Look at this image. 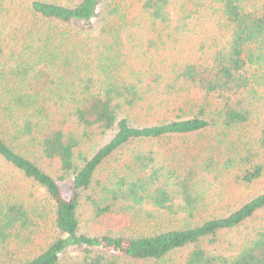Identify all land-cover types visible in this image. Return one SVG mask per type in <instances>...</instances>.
Returning <instances> with one entry per match:
<instances>
[{
	"label": "trees",
	"instance_id": "1",
	"mask_svg": "<svg viewBox=\"0 0 264 264\" xmlns=\"http://www.w3.org/2000/svg\"><path fill=\"white\" fill-rule=\"evenodd\" d=\"M254 2L0 0V177L9 173L42 188L58 232L35 256L11 264H58L76 249L82 255L76 264H135L186 246L192 249L183 264H264V232L228 256L200 244L264 209V193L219 215L199 204L193 193L202 168L218 171L233 166L232 159L168 170L170 190L168 177L158 183L152 158L134 154L131 166L140 175L113 170L94 183L106 159L131 142L247 121L264 97V6ZM127 29L133 31L124 38ZM206 105H214L210 119ZM101 136L108 140L86 154L83 148ZM257 142L264 149V121ZM261 173V164H253L240 180ZM84 196L96 225L110 220L107 232L79 231ZM30 213L25 200L0 192V254L32 224ZM171 213L173 221L163 220ZM203 213L208 217L191 225Z\"/></svg>",
	"mask_w": 264,
	"mask_h": 264
},
{
	"label": "rangeland",
	"instance_id": "2",
	"mask_svg": "<svg viewBox=\"0 0 264 264\" xmlns=\"http://www.w3.org/2000/svg\"><path fill=\"white\" fill-rule=\"evenodd\" d=\"M64 1L73 5L78 0ZM253 1H255L254 3L257 6H264V0ZM131 31L133 30L127 29L124 33V38ZM139 32H142V30ZM136 36L130 38L133 43L135 40L140 39L138 34ZM125 47L127 51L130 48L127 44H125ZM132 56V60L136 64V58L134 55ZM199 100L197 104L203 102L200 98ZM262 102H264V97L255 101L256 108L250 112L247 121L238 126L226 128L221 124L211 123L202 130L180 137L159 141L153 140L151 142H131L106 159L102 166L99 167L94 183L103 180L113 170L119 171L120 176L126 177L137 175L138 172L141 174V170L135 172L132 169L131 158L134 154H142L146 158L150 156L152 158L150 164H153L159 170L157 172V175L160 174L158 183L164 182L165 178L168 177L166 181L170 190L173 189L174 177H172L173 174L168 175V170H178V172L185 173L195 163L204 164V162L211 159L218 162L232 159L233 166L224 167L218 171H214L212 168L210 171H205L201 167L203 170L201 175L204 176L197 181L196 191L193 194L197 195L199 204H202L201 207L211 212H216L218 215L226 213L227 210H235L242 203L264 193V149L257 142L258 129L264 121V106H261ZM206 106L207 113L205 116L210 119L214 105ZM107 140L108 138L104 136L98 137L95 141L90 142L89 146L83 148L84 152L90 154L96 151ZM253 164H261V175L249 183L242 182L240 180L241 174L246 169H251ZM47 170L51 175L56 176V169L48 166ZM148 172L147 174H149ZM0 183L3 184L2 186H6L5 190L0 191L1 193L4 192V195L10 193L14 198L25 200L27 207H30L32 217V224L21 231L18 238L12 237L11 242L0 254V264H11L35 256L58 237V232L53 225L54 207L42 188L29 186L23 179H18L9 173L0 177ZM68 187L69 179L66 178L61 182V188L64 192H67ZM91 193H93V190L90 191ZM180 198L178 196L175 201L176 204L180 202ZM149 208L150 205L148 206ZM162 211L159 212L161 215L159 220H162L165 210ZM207 214L196 215L194 219H191V225L203 222L204 218L208 217ZM77 216L81 233L89 235L105 233L110 227V220L108 219L104 220L100 226L95 224L97 221L92 220L91 206L85 196L81 199ZM168 218L173 221L175 213H171L170 217L165 216L163 220H170ZM176 224L180 223L177 222ZM259 231L264 232V209L237 227L218 232L216 236H213L214 238L208 236L202 239L200 244L211 254L228 256L237 253L241 245ZM191 249L192 246H186L170 251L158 261L135 264H183ZM81 259L82 255L77 249L70 250L61 257L58 264H76Z\"/></svg>",
	"mask_w": 264,
	"mask_h": 264
}]
</instances>
